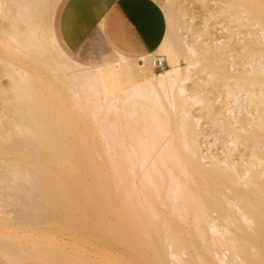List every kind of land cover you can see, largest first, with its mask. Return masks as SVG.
<instances>
[{"label":"bare ground","instance_id":"obj_1","mask_svg":"<svg viewBox=\"0 0 264 264\" xmlns=\"http://www.w3.org/2000/svg\"><path fill=\"white\" fill-rule=\"evenodd\" d=\"M20 2L22 21L29 26H38V30L45 15L47 18L52 16L48 15V6L52 5L50 0ZM54 4L55 1L52 7ZM261 12L263 15V11ZM171 17L169 15L167 18L174 20L175 17ZM261 34L262 39L251 38V49L248 46L250 50H246L251 52L260 49L262 42L264 44V32ZM48 40L49 44L34 38L28 42L29 49L36 53L33 58L38 57L39 60H35L46 65L43 72L56 70L70 82L86 84V89L96 100L99 99L100 85L106 113L97 125L91 124L87 115V118L83 114L69 117L58 109L59 113L55 117L51 115L52 124L49 123L48 115L37 118V122L26 116L27 125L31 124V129L38 135L36 150L41 155L32 158L23 155L19 158L15 168H11L14 184L9 188L16 192H20L19 189H25V192L29 189L32 194H38L36 203L39 211L42 210L41 215L47 207H53L51 213H44L51 216L48 220L51 227L69 236L73 244V255L78 258L74 264H264L263 79H260L262 82H258L257 86L262 89L260 93L255 91L256 86L250 92L252 97L257 98L259 108L263 107V113L257 112V117L253 118L246 116V124L242 120H235L234 123L230 121L221 125L220 132L226 135L223 140L231 144L238 142L242 146L236 155L239 160H234L235 155L226 149L224 141L219 142L221 148L217 147L221 149V153H218V149L217 154L202 156L198 141L200 131L196 130V120L186 105L184 89V82L197 65L198 59L194 60L197 53L194 49L186 48L187 64L181 68L178 55L168 45L165 35L158 52L166 55L170 66L161 73L146 77L142 70L136 73L130 65H126L131 59L125 57H121L122 65L116 63L113 68L105 70L92 71L78 68L75 64H71L74 67L69 64L59 66L55 56L58 59L64 55L58 49L52 32ZM262 50L257 54L264 59ZM227 52L228 49H219L214 59H218L216 61L219 63L224 59L227 63L230 62L228 54L231 52ZM206 53L209 57L208 52ZM145 59L136 61L140 69L145 67ZM231 61L233 65L234 62L232 59ZM262 64L264 62L253 66L259 76L264 78ZM237 72L239 73L238 68ZM38 76L39 74L36 75ZM38 81L41 82V79ZM221 81L224 79L221 78ZM163 100L169 104L168 111L162 106ZM239 145L236 144V148ZM27 194L30 193H26V196ZM32 194L30 195L34 196ZM20 236L13 233V237ZM22 237L30 238L32 234ZM40 239L43 244L60 247L57 237L53 235L46 233ZM65 244L63 242V246L67 245ZM45 251L48 252H42Z\"/></svg>","mask_w":264,"mask_h":264},{"label":"rangeland","instance_id":"obj_2","mask_svg":"<svg viewBox=\"0 0 264 264\" xmlns=\"http://www.w3.org/2000/svg\"><path fill=\"white\" fill-rule=\"evenodd\" d=\"M20 1L23 0H0V264H74L76 263L75 261L78 260V258L73 255L71 249V246L73 244L69 236L65 232L57 231L56 229L51 227V224L48 221L50 220L51 216L47 214V216L45 215V213L47 212L51 213L54 210L53 207H47L46 210H43L45 213L43 212L41 215L42 210L39 211L36 203L39 199L38 194H32L29 189L26 190V192L25 189H19L20 192H16L14 189H10L9 186L11 187V185L14 184L12 180L11 168H15L19 158L23 155L29 158L41 155L40 152L36 150L38 135L36 131H33L31 129V127H33H30L31 124L29 126L27 125L28 116L37 122L39 118L48 115V118L50 120H47H49V123L52 124V117H55L59 113L58 110H63V113H65L69 117H78L79 115L81 116L83 114L85 116H82L87 118V115L90 123L95 125L96 123L100 124L101 120L103 119V115L106 113V106L104 103L100 85L98 88L99 99L96 100L92 97V93L86 89V84H83L82 82H70L59 75L56 70H54L55 72H52L53 70L49 71L46 69L47 71L44 70L43 72V69L46 65L44 64L43 66V62H37V60H39L38 57L33 58V56H36V53H33L28 47V42H30V39L33 40V38L36 40L40 39L42 40V43L47 42L49 44L48 37H50L51 28L53 29L54 33H57L58 16L66 0H50V3H52V5L55 1V8L52 7V5H49L50 7L48 6V15L51 14L52 16H49L50 18H47V15H45V22L42 20L43 22L40 23L39 30L37 29L38 26H29L27 23H24L22 21L20 13L21 11H19L22 3ZM152 1H154L155 3L157 2L156 4L162 11L166 24L165 34L168 41L167 43L176 51L181 64V68L186 67L187 61L185 58L187 56L185 57V51L188 48L194 49V51H196L197 53L196 57L194 58V60L198 59V61L195 60L197 62V65L194 69L192 68L193 70H191L189 73L190 75H188L189 79L184 82V89L186 94V105L188 106V108H190L191 115L196 120V130L200 131L198 141L200 144L201 155L203 156L211 153H216V150L222 147L221 143H223L224 141V146L226 147V149L228 148L232 152V154L235 155H233L234 160H239V157L236 155H238V150L242 149V146H240L238 142H233L232 144L227 143L226 140H223L226 138L225 133H222L220 131H222L221 125L223 126V124L225 123H229L230 121V123H234L235 120L240 122V120H242V122L246 124L247 122L244 121L246 116V118H248V116L253 118V116L257 117L256 114H258L260 111L262 112L261 109L263 107L259 108V104H256L259 103L257 98H255L254 96L252 97L251 93L253 90L252 87H254L255 89V86V91H258L260 93V90H262L257 86H259L258 82H262L260 79H263L264 81V78H262V76H259L257 70H255L256 68L253 65H255V63L261 64V62H264V59L262 57H259V55L257 54L262 49V51H264V44L262 42L260 49H255L257 52L251 51V53L248 50L251 49V38H261V33L264 32V14H261V11H263L264 13V0H262V4L260 3L261 0H254L256 2H254L253 0H251L252 2H249L250 0H246V2L243 1L244 3L242 2V0ZM225 1L228 2L226 3ZM236 3L239 4L237 5ZM18 5L19 7H17ZM229 6L233 9H230ZM219 8H221V10ZM249 8H251V10ZM258 9L260 11H258ZM49 11L52 13H49ZM253 11H255V13ZM256 12L260 14L257 13L256 15ZM169 15L170 17H175L174 20H171L172 17L169 18V20L167 18L169 17ZM261 41L258 42H260L261 44ZM242 46H244L245 48H242ZM248 46L250 47V49ZM216 47H222L219 49H228V52H231V55L228 54L229 59H227L230 61L228 62L230 66H232L233 68H230L225 59L224 60L226 62L222 60V63L216 61L218 59H214V57L216 58L219 50L217 48V53L215 55L214 52H216ZM208 48H210V51ZM62 49L64 52V57L57 59V56H55L56 58H54L59 63L58 65L63 67L66 65L74 67L73 65L75 64V66L78 68H88L93 71L94 69L105 70L106 68H113L114 66H116V63L121 65L123 64V61L120 62V57H116L110 61L105 62V60H96L94 58L77 57L68 53L63 47ZM229 49L232 51H229ZM206 52H208V55H210L209 57L206 55ZM210 52H212L213 54H211ZM247 52H249V55ZM253 52H256V54L254 53V55ZM234 56L236 59L234 58ZM249 56L251 58H249ZM207 57L209 58L208 60ZM156 58L164 61L165 68L163 70L159 71L152 68L151 64ZM231 59L235 63H233L234 66L231 65ZM145 61V67L142 69L138 67L136 60L127 61L125 64L130 65L136 73L142 70L145 73L146 77H151L154 74L161 73L164 70L168 69L170 66L169 60L167 59L166 55L158 51L153 56L146 58ZM213 61H215L216 63ZM251 63L254 64L252 65ZM204 64H206L205 66L207 68L204 66ZM225 64H227L228 67ZM248 64H250V66H248ZM251 65L253 67H251ZM219 66L220 69H218ZM37 67H39L40 69ZM237 68L239 73L237 72ZM247 68L249 70H247ZM262 68H264V64H262ZM223 70L226 76L224 75ZM247 71H250V73ZM45 72H47V74ZM219 72L223 74L221 75ZM38 74L39 76L36 77V75ZM244 75L246 79L245 77H243ZM50 76H52V78ZM223 76L227 78L225 79ZM231 76L236 77L233 78ZM221 78L222 80L224 79V81H221ZM38 79H41V82H39ZM232 81L233 84L238 83V85H233ZM224 82H226V84ZM256 82L258 84H256ZM40 83L41 85H39ZM228 83L230 85H227ZM239 83L242 85V87ZM44 84L46 85V87ZM73 85L74 87H72ZM226 86L227 88L232 89H228V91ZM71 87L74 90L71 89ZM248 88L251 89L249 90ZM259 93L258 95L261 96L262 94ZM249 95H251L252 98ZM30 96H32L33 100ZM249 100L250 102H248ZM54 101L55 104L57 103V105L54 104ZM50 102L53 104H51ZM31 104L34 106L36 105L37 107H34ZM58 105L59 107H57ZM162 106L167 111L170 109L169 104L164 100L162 102ZM37 108L41 109L37 110ZM41 110H43V112L40 113L39 111ZM53 110L56 111L54 112ZM31 111L34 112V114ZM247 112L250 114H248ZM31 113L32 116H30ZM44 113L46 115H44ZM219 128H221V130ZM216 136L217 138H215ZM213 139L218 140H215V142ZM214 144L218 146H214ZM236 144L240 147L237 146L236 148ZM217 147L220 148L217 149ZM218 151V153H221V149ZM23 190L24 192L22 193ZM26 193H30L34 196H31L30 194H27L26 196ZM21 206L23 209H21ZM14 232L21 236L13 237ZM40 233H47L57 237V241L60 247H56L52 244H43L44 242L40 239V236L44 234ZM28 234H32V237L25 239L22 237L23 235L26 236ZM62 241L67 245L65 244L66 246H63ZM40 245H42L44 249L40 248ZM51 247L54 248V250H52ZM61 248L63 249L62 253ZM44 250H47L48 252H42ZM55 250L57 251L54 252Z\"/></svg>","mask_w":264,"mask_h":264},{"label":"crops","instance_id":"obj_3","mask_svg":"<svg viewBox=\"0 0 264 264\" xmlns=\"http://www.w3.org/2000/svg\"><path fill=\"white\" fill-rule=\"evenodd\" d=\"M165 19L152 0H66L52 37L77 57L110 61L156 54L164 40Z\"/></svg>","mask_w":264,"mask_h":264},{"label":"built area","instance_id":"obj_4","mask_svg":"<svg viewBox=\"0 0 264 264\" xmlns=\"http://www.w3.org/2000/svg\"><path fill=\"white\" fill-rule=\"evenodd\" d=\"M151 66H152V68L154 69V70H163L164 68H165V63H164V61H162L161 59H159V58H156L153 62H152V64H151Z\"/></svg>","mask_w":264,"mask_h":264}]
</instances>
